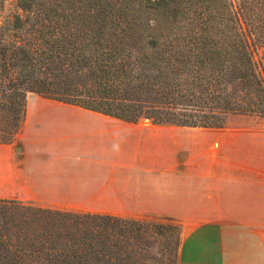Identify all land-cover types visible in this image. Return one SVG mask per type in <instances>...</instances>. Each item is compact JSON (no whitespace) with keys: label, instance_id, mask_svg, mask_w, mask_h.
I'll return each instance as SVG.
<instances>
[{"label":"trees","instance_id":"16d2710c","mask_svg":"<svg viewBox=\"0 0 264 264\" xmlns=\"http://www.w3.org/2000/svg\"><path fill=\"white\" fill-rule=\"evenodd\" d=\"M5 1L1 144L30 93L131 123L264 116V0H17L13 19ZM133 226L0 199V264H133Z\"/></svg>","mask_w":264,"mask_h":264},{"label":"crops","instance_id":"0c3cea01","mask_svg":"<svg viewBox=\"0 0 264 264\" xmlns=\"http://www.w3.org/2000/svg\"><path fill=\"white\" fill-rule=\"evenodd\" d=\"M263 129L126 122L35 94L0 143V199L164 218L178 264H264Z\"/></svg>","mask_w":264,"mask_h":264},{"label":"rangeland","instance_id":"374dc122","mask_svg":"<svg viewBox=\"0 0 264 264\" xmlns=\"http://www.w3.org/2000/svg\"><path fill=\"white\" fill-rule=\"evenodd\" d=\"M17 0H6L1 12L10 19L13 16L21 14L16 10L15 2ZM32 22V21H31ZM28 28V27H27ZM28 95V94H27ZM208 110V108H207ZM207 110L205 112L207 113ZM201 113L197 112L196 115ZM144 120L141 118L138 121ZM148 120V119H145ZM137 121V122H138ZM151 121V120H149ZM226 127L229 129H250L257 128L264 131V116L259 115H232L229 116ZM14 140V138H13ZM257 158L264 161V140L256 146ZM24 205L34 206L32 202L20 201ZM39 208V207H38ZM44 209V208H43ZM50 210L75 213L80 211L78 208H53ZM79 214V213H75ZM95 215V214H92ZM113 217V216H111ZM128 222H134L131 230V236H135L139 241L135 242L134 252L130 253V263L133 264H178L179 246H180V228L175 221L164 218H118ZM138 225V228L136 226Z\"/></svg>","mask_w":264,"mask_h":264}]
</instances>
